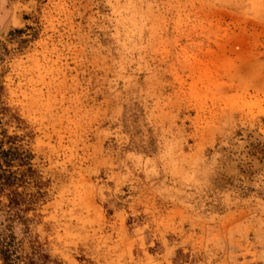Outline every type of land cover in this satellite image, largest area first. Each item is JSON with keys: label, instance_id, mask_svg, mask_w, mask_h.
I'll list each match as a JSON object with an SVG mask.
<instances>
[{"label": "rangeland", "instance_id": "374dc122", "mask_svg": "<svg viewBox=\"0 0 264 264\" xmlns=\"http://www.w3.org/2000/svg\"><path fill=\"white\" fill-rule=\"evenodd\" d=\"M0 134L27 254L264 264V0H0Z\"/></svg>", "mask_w": 264, "mask_h": 264}, {"label": "trees", "instance_id": "16d2710c", "mask_svg": "<svg viewBox=\"0 0 264 264\" xmlns=\"http://www.w3.org/2000/svg\"><path fill=\"white\" fill-rule=\"evenodd\" d=\"M18 161L25 162L23 153L14 147L5 150L0 134V196L8 192L9 201L5 206L0 201V259L3 264H52L51 256L41 246H33L32 252L27 254L16 236L17 223L29 224L25 215L31 207L30 201L17 189L20 180L9 170Z\"/></svg>", "mask_w": 264, "mask_h": 264}]
</instances>
